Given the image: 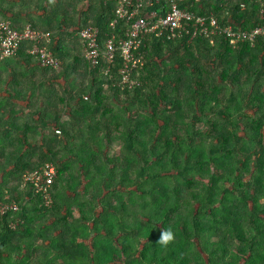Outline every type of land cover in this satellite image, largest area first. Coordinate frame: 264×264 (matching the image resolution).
I'll use <instances>...</instances> for the list:
<instances>
[{"label": "trees", "instance_id": "1", "mask_svg": "<svg viewBox=\"0 0 264 264\" xmlns=\"http://www.w3.org/2000/svg\"><path fill=\"white\" fill-rule=\"evenodd\" d=\"M177 2L242 30L264 24L258 0ZM115 10L0 0V22L49 33L60 60L42 67L30 42L0 59V206H18L0 214V264H264V36L235 48L150 37L123 89L119 54L105 75L78 36L97 27L100 47L124 36ZM48 162L50 207L22 182Z\"/></svg>", "mask_w": 264, "mask_h": 264}, {"label": "built area", "instance_id": "2", "mask_svg": "<svg viewBox=\"0 0 264 264\" xmlns=\"http://www.w3.org/2000/svg\"><path fill=\"white\" fill-rule=\"evenodd\" d=\"M116 3L115 17L111 26L116 27L117 21L125 22L124 36L113 34L100 47L99 30L87 26L79 30L78 36L83 46L85 60L92 66L100 65L101 61L108 66L105 75H109L110 66L114 63L116 54L122 59L120 70V86L130 89L137 84L133 79L134 72L144 65L143 47L150 37L174 40L189 36L190 41L197 36H205L214 43L216 37H223L232 47L250 43L264 36V24L242 30L232 25H224L213 15L200 16L188 9H182L177 0H103ZM263 6L262 0H258ZM244 8V6H243ZM264 10L260 11L263 19ZM49 33L34 30L29 25L22 30L15 29L9 21L0 22V59L13 57L24 42H30V55L35 56L44 68L59 69L60 60L49 49ZM57 133H60L57 131ZM58 171L53 163H45L39 168L26 171L22 175L23 185H29L41 196L45 206L53 203L52 186ZM15 203L2 204L0 214L7 211H17Z\"/></svg>", "mask_w": 264, "mask_h": 264}, {"label": "clouds", "instance_id": "3", "mask_svg": "<svg viewBox=\"0 0 264 264\" xmlns=\"http://www.w3.org/2000/svg\"><path fill=\"white\" fill-rule=\"evenodd\" d=\"M173 239V232L171 230L162 231L158 238V243L167 245Z\"/></svg>", "mask_w": 264, "mask_h": 264}, {"label": "rangeland", "instance_id": "4", "mask_svg": "<svg viewBox=\"0 0 264 264\" xmlns=\"http://www.w3.org/2000/svg\"><path fill=\"white\" fill-rule=\"evenodd\" d=\"M67 118H63V120L65 121ZM119 145L118 144H116V143H114L113 144V146H112V148H111V152H110V155H114V154H117V153H119ZM55 165V164H54ZM56 166V165H55ZM72 195V194H71Z\"/></svg>", "mask_w": 264, "mask_h": 264}]
</instances>
